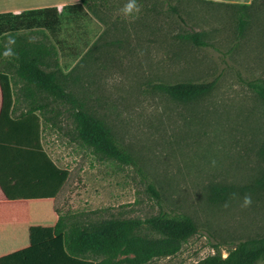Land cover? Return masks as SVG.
<instances>
[{"label":"rangeland","instance_id":"rangeland-1","mask_svg":"<svg viewBox=\"0 0 264 264\" xmlns=\"http://www.w3.org/2000/svg\"><path fill=\"white\" fill-rule=\"evenodd\" d=\"M83 8L62 14L60 58L52 63L137 167L102 161L73 143L71 106L59 102L61 130L46 133L47 148L39 113L38 142L30 146L39 194L93 222L146 220L162 211L192 218L198 234L176 256L151 264L226 257L241 241L263 237L264 104L253 86L264 82V0H87ZM193 34L205 46L191 42ZM183 82L213 89L188 102L158 89ZM217 187L236 192L215 203ZM45 219L41 238L53 226Z\"/></svg>","mask_w":264,"mask_h":264},{"label":"trees","instance_id":"trees-1","mask_svg":"<svg viewBox=\"0 0 264 264\" xmlns=\"http://www.w3.org/2000/svg\"><path fill=\"white\" fill-rule=\"evenodd\" d=\"M86 5L87 0H81V4L66 6L61 12L46 8L18 16L0 15V62L10 75L15 97L11 114L14 119H22L40 113L43 141L48 148L46 133L61 130L63 115L55 104L66 102L71 106L69 110L74 122L73 143L88 149L89 156L136 168L137 162L127 148L104 120L88 110L86 101L68 90L66 80L59 76V66L52 63L53 60L57 63L60 58L62 14L83 13ZM241 7L247 8L246 5ZM240 15L241 34L247 18L243 13ZM188 39L197 46H205L200 34L188 36ZM253 88L264 104V82ZM158 89L175 100L188 102L207 95L213 84L183 82L161 84ZM260 155L264 159V144ZM258 184L264 186V181L260 180ZM211 191L210 200L216 203L226 201L236 189L217 187ZM55 213L58 219L54 236L63 237L67 254L72 258L91 260L94 264H151L155 260L171 258L199 232L192 218L172 211H162L146 220L99 222L91 221L83 213L64 211L56 205ZM62 262L61 256L49 247L37 253L30 264ZM195 264H264V236L241 241L227 251L226 257L214 255Z\"/></svg>","mask_w":264,"mask_h":264},{"label":"crops","instance_id":"crops-1","mask_svg":"<svg viewBox=\"0 0 264 264\" xmlns=\"http://www.w3.org/2000/svg\"><path fill=\"white\" fill-rule=\"evenodd\" d=\"M78 4L81 0H0V15L18 16L46 8L61 12L66 6ZM14 102L10 75L0 62V264H25L27 261L30 264L37 253L49 247L61 256L62 264H94L91 260L70 257L63 237L54 236L56 199L41 196L34 183V178L39 176V165L30 146L38 142L39 113L14 119L11 114ZM25 154L29 155L27 162H24ZM26 172L28 181L25 180ZM46 215L53 219V226L46 232L47 236L41 238Z\"/></svg>","mask_w":264,"mask_h":264},{"label":"clouds","instance_id":"clouds-1","mask_svg":"<svg viewBox=\"0 0 264 264\" xmlns=\"http://www.w3.org/2000/svg\"><path fill=\"white\" fill-rule=\"evenodd\" d=\"M133 4L132 3H129L126 7H125V9H124V12L127 14V13H129V12H131L132 11V8H133ZM251 203V199L249 198V197H245L244 198V205L245 206H247V205H249Z\"/></svg>","mask_w":264,"mask_h":264}]
</instances>
